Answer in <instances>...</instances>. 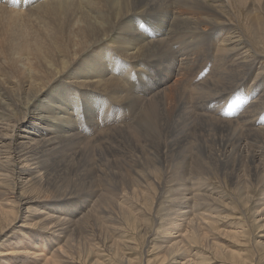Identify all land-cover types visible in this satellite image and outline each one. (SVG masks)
<instances>
[{
    "label": "bare ground",
    "instance_id": "bare-ground-1",
    "mask_svg": "<svg viewBox=\"0 0 264 264\" xmlns=\"http://www.w3.org/2000/svg\"><path fill=\"white\" fill-rule=\"evenodd\" d=\"M234 1L247 21L264 18V0H0V201L4 212L18 204L21 215L17 219L36 211L47 230L59 228L61 234L69 235L80 220L67 219L62 212L66 205L53 196L63 190L85 192L98 179L97 186H113L110 189L115 190L123 217L136 224L139 221L126 212L129 199L174 191L165 171L183 161L189 163L197 183H204L220 165H226L222 176L242 189L251 185L259 176L256 163L262 161V155L252 148L264 146V108H259L264 83L240 85L238 92L235 89L212 102L210 79L191 83L193 70H187V63L196 59L181 54L178 61L173 54L181 41L194 49L198 46L194 38L205 39L209 31L221 29L211 36L214 53H228L233 62L255 67L259 56L236 24ZM178 23L194 27L178 32ZM147 51L162 57L169 51L174 59L153 71L146 67L144 72L132 71L136 60L144 62ZM260 70L253 71L258 76ZM132 79L138 84L134 93L123 87L127 82L133 89ZM235 92L242 96L230 100ZM121 98L137 104V123L125 122L128 126L124 127L121 110L111 108ZM160 116L166 117L162 119L164 149L153 157L142 153V168L121 165L109 149H144L140 127H155ZM12 180H18L16 191L1 200L9 194L6 187ZM176 191L181 200H189L183 179ZM107 194L101 203L108 201L104 199ZM259 203L264 207V200ZM191 211L185 206L172 214L159 251L177 255L185 251L182 244L202 238L198 229L191 236L179 235L187 224H198L201 229L203 221L209 220L200 218L201 213L191 218ZM14 225L10 218L0 220V238L14 231ZM25 228L21 225L23 236L14 240L21 239L23 249L34 251L37 257L47 241L26 233ZM166 239L176 242L169 245ZM53 241L48 252L61 238ZM14 249L9 248L7 254L18 257Z\"/></svg>",
    "mask_w": 264,
    "mask_h": 264
},
{
    "label": "rangeland",
    "instance_id": "rangeland-1",
    "mask_svg": "<svg viewBox=\"0 0 264 264\" xmlns=\"http://www.w3.org/2000/svg\"><path fill=\"white\" fill-rule=\"evenodd\" d=\"M254 1L258 2V0ZM240 9H242L241 6L234 1L233 15L236 22H238L236 24L242 36L248 41L250 48L259 56L255 67L250 64L233 62L228 53H214L210 43L213 40L211 36H215L221 29L209 31L210 36L205 39L190 37V40L192 38L197 40V48L191 49L187 43L182 45L181 41L180 46H178L179 51L173 52L178 61L181 60V54H189L196 59L187 63V70L190 69V72L193 70L191 83L196 84L203 82L205 79H210L212 81L211 88L214 91L212 102L235 89L238 92L241 89L240 85H247L248 87L253 85L256 87L258 84L264 83V18L257 19V21L255 19L247 21L246 13L239 11ZM193 27V25L178 23L175 29L178 32H185L191 31ZM173 59L174 57L171 56L169 51L166 57H162L160 53L155 55L153 52L147 51L144 55V62L136 60V67L132 71L144 72L146 68L153 71L158 68L159 64L166 65L169 60L173 61ZM254 68L261 69L258 76L257 72L253 71ZM132 81L134 82L135 79H132ZM123 87L125 89L127 87L128 92L134 93L138 88V84L135 81L132 89L125 82ZM262 94L264 96V89ZM124 95L126 96V93L122 94L123 98H125ZM235 96H242V94L238 95L235 92L228 98L232 100ZM126 100L122 101L121 98L119 104L116 103V107H111L112 109L121 110L123 118L120 122H124V127L128 126V123L125 122H129V124L134 122L133 124H135L139 120L137 104L133 101L126 103ZM259 108H264V97ZM128 110H131L129 111L130 114ZM258 113L259 111L252 114V116ZM164 118L166 117L160 116L155 127L145 124L140 127V137L144 149H120L118 152L109 149V151L122 162L121 165L142 168V153L148 157H153L155 153H160L164 149L162 134V119ZM261 121L263 122L264 119H261ZM262 147L252 148L253 151L262 155V161L256 163L259 167L258 178L255 181L251 180L252 184L248 185L246 189H242L238 183L234 185L230 178L222 176L226 165H220V169L214 174L208 175L204 183H197L191 177L188 162L183 161L174 165L169 172L165 171L167 181L171 188L175 189L174 191L157 197L139 194V197L134 196L129 199L130 204L126 212L139 221L131 219L136 224H131L123 217L121 208L116 204L115 190L110 189L113 186L100 184L98 185L100 187H98V179L97 184L93 183L85 192L73 193V191H68L65 193V190H63L64 192L62 191L53 196V200H60L61 203L66 205L62 212L67 219L80 220L69 232V235L61 234L59 228L54 231L47 230L42 224L41 217L37 216L36 211L25 213V218L21 220L17 219L21 215L19 205H11L10 212L6 213L4 212L5 207L0 201V220L10 218L15 224L14 231L6 232L0 238V250L2 248L3 251H6H0V261L3 260L4 264H30L32 261H34V264H264V207L259 203L260 200H264V146ZM247 161L250 162L249 159ZM95 170L96 176L101 174L100 172L97 173L99 170L97 165ZM182 179L188 185L187 198L189 200L187 201L176 196V189L181 185ZM17 181H11V186L6 187L9 194L7 196L3 194L1 200L12 196V193L16 191ZM107 192L109 193L107 194ZM120 193H123L121 197L125 196L124 192ZM104 194H107V198H104L108 200L105 203L106 205L101 203L103 200L101 197ZM26 195L29 196L28 193ZM86 200L90 201L88 205L84 204ZM74 203H79V206L74 207ZM149 206L153 207L152 211ZM185 206L192 208L191 218H196L193 215L194 213L197 216L198 213H201L203 216L199 215L200 218L207 216L209 220L204 217L208 221H203L201 229H199L198 224H187V228L179 235L181 237L191 236L194 229H198L197 232L201 234L202 238L198 242L195 238L191 241L193 243L191 245L182 244L181 246L185 248V251L182 250L183 253L180 252L177 255L165 254V252L159 251L160 244L165 242L164 229L168 228H165V224L167 225V221L170 217H173L172 214L178 211L179 207ZM24 219L26 222L23 221ZM21 225L27 227L25 228L26 233L37 235V237L41 236L47 241L45 250L37 257L32 254L34 251L23 249L21 239L18 242L14 240V237L22 238L23 236L20 230ZM58 237L61 238L60 244L56 245L57 247L52 252H48V244L54 243L53 239ZM197 237H200V235L198 234ZM11 239L14 240L12 246L10 245ZM172 242L176 241H170L169 245ZM4 245L6 246L4 247ZM215 245L221 247L217 249ZM9 248L10 251L15 248L16 250H14L17 253L19 252L20 255L13 257L11 254H7ZM220 249L224 251V254L220 253ZM55 253H57L56 258L53 257Z\"/></svg>",
    "mask_w": 264,
    "mask_h": 264
}]
</instances>
